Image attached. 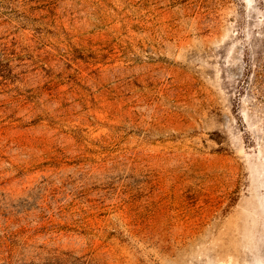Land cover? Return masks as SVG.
<instances>
[{"label": "rangeland", "instance_id": "rangeland-1", "mask_svg": "<svg viewBox=\"0 0 264 264\" xmlns=\"http://www.w3.org/2000/svg\"><path fill=\"white\" fill-rule=\"evenodd\" d=\"M261 11L0 0V264H264Z\"/></svg>", "mask_w": 264, "mask_h": 264}, {"label": "trees", "instance_id": "trees-1", "mask_svg": "<svg viewBox=\"0 0 264 264\" xmlns=\"http://www.w3.org/2000/svg\"><path fill=\"white\" fill-rule=\"evenodd\" d=\"M259 2L260 6L262 7L261 12L263 14V16L261 18H258L259 20H257L262 23L261 32L258 34L261 39L258 40L256 45L254 43H251V46L249 48L247 46L246 50H248V52L250 50L248 55V59L250 61L245 67L244 78L248 79L250 74H252L253 84L256 83L259 86L264 87V0H259ZM258 35L255 36L258 37Z\"/></svg>", "mask_w": 264, "mask_h": 264}, {"label": "bare ground", "instance_id": "bare-ground-1", "mask_svg": "<svg viewBox=\"0 0 264 264\" xmlns=\"http://www.w3.org/2000/svg\"><path fill=\"white\" fill-rule=\"evenodd\" d=\"M246 1V0H245Z\"/></svg>", "mask_w": 264, "mask_h": 264}]
</instances>
